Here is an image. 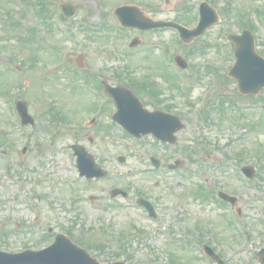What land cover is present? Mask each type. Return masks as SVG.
<instances>
[{
  "label": "rangeland",
  "instance_id": "374dc122",
  "mask_svg": "<svg viewBox=\"0 0 264 264\" xmlns=\"http://www.w3.org/2000/svg\"><path fill=\"white\" fill-rule=\"evenodd\" d=\"M60 1H69L76 9L73 19L65 23L73 30L68 36L48 25L53 22L50 14L56 16L60 12ZM201 1H206L215 9L218 20L188 46L179 44L175 31L169 28L142 32L124 29L121 31L124 34L122 37L114 33L108 35L107 39L98 38L97 34L89 31L92 24L100 26V30L105 25L119 30L112 10L122 4L136 5L153 19H172L190 26L196 21ZM43 17L47 24H44ZM10 19H18L21 23L13 26L9 24ZM263 22L264 0H0V76H4L0 82V133H3L0 137L10 141L9 145L4 144L6 147L0 145V149L7 152L4 155L0 153V249L17 251L23 243L42 244L43 241L35 242L32 234L26 236L13 232V220H18L23 221L25 229H35L39 234L41 232L37 225L42 223L51 227L54 233H68L67 230L71 228L74 240L82 237L104 243L103 248L89 247L88 250L101 262L124 260L127 264H214L201 257L197 244L189 245L190 250L186 251L180 245L172 247L166 243L171 237H185L197 243L198 233L192 232L198 230L201 239L212 242L226 264H259L255 254L264 247V224H260L264 220V170L254 156L256 150L264 151V123L260 124L261 116L257 110L245 109L240 104L254 97L261 102L264 88L257 96L241 98L237 94L235 81L220 74L225 75V67L234 60L233 47L224 43V35L228 32L240 33L241 25L247 24L255 36L256 49L263 54ZM134 33L138 34L142 43H153V51L118 56L115 42L125 47ZM156 43L165 44L170 51L181 54L187 60L189 77L196 74L191 72L192 69L201 71V81L190 92L191 99L197 100L205 88L210 89L208 102L212 103L216 95H224L227 99L221 107L208 111L209 114L201 119L190 115L186 130L179 132L180 151L162 150V155L173 157L170 162L181 158L186 168L184 174L169 173L167 183L141 171L148 165V149L152 148L156 156L161 153L151 138L134 141L111 127L108 128L110 133L106 134L102 125L108 121L104 118L96 120L92 126H80L83 119L89 118L87 107L91 102L90 95L73 87L74 81L52 76L43 83L46 77L43 66L52 64L59 55L55 51L57 53L62 48L65 54H70L63 68L72 67L73 57L83 54L85 74L68 68L76 73L72 76L74 80L79 81L87 74L95 80L98 77L111 81L131 78L138 84L135 90L148 88L144 90L148 96H151L150 92L158 93L160 99L165 94L181 95L176 90L171 93L161 83L164 77L160 75L163 69L155 51ZM37 45H40L41 51ZM29 48L36 56L31 61L32 67L28 64ZM193 50L195 55L191 54ZM4 65H11L19 72L14 75ZM204 67L221 71L216 86L211 85L213 77L206 74ZM60 71L64 73L61 68L56 73ZM21 82L22 88L18 86ZM6 88L11 89L12 96L4 92ZM40 94L54 97L50 100L57 103L54 109H62L64 114H68L67 122H75L77 129L67 127L63 122L51 123V118L46 115L49 104ZM142 96L145 94L142 93ZM17 99H23L29 105V112L37 120L33 128H21L16 123L12 109ZM152 99L150 97L151 102ZM232 100L235 101L234 110L230 109ZM90 135L94 137L92 145L86 140ZM25 140H28L29 148L25 154H21L19 150ZM74 141L87 146L97 163L115 172L116 177L89 183L78 178L74 158L71 151L66 150L67 144ZM185 147H188L189 153H184ZM188 154L194 159H188ZM118 156L125 157L124 163L117 161ZM246 161H251L256 169L252 187L245 186L237 177L238 173L229 166V163L242 165ZM195 173L208 178L213 189L220 187L237 196V206L241 208L239 219L249 234V241H241L236 230L228 226V215L222 206L203 200L197 190L200 183ZM17 180L22 181L21 185ZM33 180L37 181L36 186L30 184ZM123 186L133 199L140 193L155 200L160 206L162 219L153 223L142 211L130 206L132 201L125 202L120 195L110 198L109 192L113 188L122 189ZM7 195L15 196L8 201ZM25 195L46 196L40 202L42 219L38 224H31L33 213L24 210L21 199ZM91 195L97 198L90 200ZM98 224L102 228L97 227ZM132 225L145 234L138 235L130 228ZM10 230V237H5L3 234ZM124 232L130 235L119 241ZM164 233L169 234V238H165ZM53 241L54 238H49L45 245ZM170 253L176 256V262L170 263Z\"/></svg>",
  "mask_w": 264,
  "mask_h": 264
},
{
  "label": "water",
  "instance_id": "95a60500",
  "mask_svg": "<svg viewBox=\"0 0 264 264\" xmlns=\"http://www.w3.org/2000/svg\"><path fill=\"white\" fill-rule=\"evenodd\" d=\"M201 22L199 27L194 31H188L185 29H181V36L184 40H190L193 36L201 34L204 29L213 23L215 21V13L214 11L207 6V4H202L201 6ZM116 13L122 22L123 25H134V26H140V27H150V26H159L164 25L163 22H151L143 19L142 14L133 7H120L116 10ZM175 25V24H173ZM176 26V25H175ZM232 40L236 43V56H237V63L234 66V68L231 70V75L237 76L242 73L248 74V78L251 77L253 73V66H256L257 63H263L264 61L255 54L252 44V37L249 34V32H244L242 36H230ZM242 84H246V81H242L239 83V86H242ZM262 85H264V77H261L258 81H256L255 85L251 88H248V91L255 92L258 88H260ZM18 110L21 115H25V107L22 102L18 103ZM87 162H81L83 166H81L82 169L90 173L91 171H94V167H89L86 164ZM84 254V253H82ZM87 256V255H86ZM84 254V259H86V263L83 264H97L95 260L89 259L88 256L86 257ZM0 264H24L21 261H18L17 263L14 262L11 256L6 254L0 253ZM45 264V263H44ZM51 264V263H50ZM56 264V263H54ZM116 264H123V263H116Z\"/></svg>",
  "mask_w": 264,
  "mask_h": 264
},
{
  "label": "flooded vegetation",
  "instance_id": "af4514ba",
  "mask_svg": "<svg viewBox=\"0 0 264 264\" xmlns=\"http://www.w3.org/2000/svg\"><path fill=\"white\" fill-rule=\"evenodd\" d=\"M113 85H121V83L115 82L113 83ZM165 85H168V83L166 82ZM127 87H129L137 95L138 99L145 109L149 111H161L173 116H177L182 122L185 123L186 126L188 125L190 110L196 106V103L194 101L190 102L183 96H169V94H165L164 97L160 99L158 97V93L155 92H150L151 96H148L144 91H147L148 88H144V90H135V87H132L131 85H128ZM171 90L172 87L169 85L168 91ZM142 93L145 94V96H142ZM150 97L153 98L152 102L150 100ZM93 105L97 107V109H94V111L100 119L103 118L106 114H108V116L111 115V113H113L115 110V101L111 97H96L94 98ZM161 145L167 146L166 144Z\"/></svg>",
  "mask_w": 264,
  "mask_h": 264
}]
</instances>
